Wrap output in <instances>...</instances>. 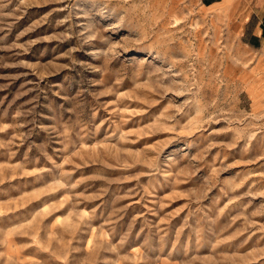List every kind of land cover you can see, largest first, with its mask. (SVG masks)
I'll use <instances>...</instances> for the list:
<instances>
[{
  "label": "rangeland",
  "instance_id": "obj_1",
  "mask_svg": "<svg viewBox=\"0 0 264 264\" xmlns=\"http://www.w3.org/2000/svg\"><path fill=\"white\" fill-rule=\"evenodd\" d=\"M0 0V264H264L252 1Z\"/></svg>",
  "mask_w": 264,
  "mask_h": 264
},
{
  "label": "crops",
  "instance_id": "obj_2",
  "mask_svg": "<svg viewBox=\"0 0 264 264\" xmlns=\"http://www.w3.org/2000/svg\"><path fill=\"white\" fill-rule=\"evenodd\" d=\"M224 1L225 0H203V5L205 7H213ZM248 1H253L258 11L253 12L249 18L242 22L239 39L248 49L264 53V0Z\"/></svg>",
  "mask_w": 264,
  "mask_h": 264
}]
</instances>
